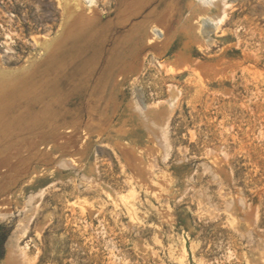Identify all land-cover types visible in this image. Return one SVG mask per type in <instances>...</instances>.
Segmentation results:
<instances>
[{
	"label": "rangeland",
	"instance_id": "374dc122",
	"mask_svg": "<svg viewBox=\"0 0 264 264\" xmlns=\"http://www.w3.org/2000/svg\"><path fill=\"white\" fill-rule=\"evenodd\" d=\"M189 1L95 0L70 55L30 81L42 102L74 113L61 118L70 138L33 165L51 183L26 215L0 220V260L20 216L32 264H251L264 252V0H220L212 20ZM63 4L0 0V64L16 81L44 60L34 38L60 30ZM153 23L167 40L143 48ZM19 123L0 130V156L35 136ZM87 133L103 143L84 150ZM126 142L145 149L149 174L125 165Z\"/></svg>",
	"mask_w": 264,
	"mask_h": 264
},
{
	"label": "bare ground",
	"instance_id": "6f19581e",
	"mask_svg": "<svg viewBox=\"0 0 264 264\" xmlns=\"http://www.w3.org/2000/svg\"><path fill=\"white\" fill-rule=\"evenodd\" d=\"M58 1L59 3L64 2L62 7L65 18L63 19L62 27L52 38L47 36L34 38L35 44L38 46L40 55L44 57V60L39 63L32 61V68L27 70V77L19 79L20 81H16L17 79L10 76L5 70H2L0 64V130L10 128L16 122H20L18 126L20 133L22 131H30L35 134L29 145L24 144L23 147H18L0 156V220L12 215L14 211L17 214H22L21 212L24 209L26 210L27 202L34 197V192L39 188V191L42 190L44 185L46 186V184L51 183L49 179L35 180V174L32 171L33 165L38 160L57 156L60 149L65 146L67 140L70 138L69 129L63 126V120L66 117L65 115L70 118L74 113L69 110H61L59 107L55 108L52 105V99H49L45 103L42 102L41 98L33 93L30 81L37 74H47L52 65L60 63L65 57L70 55L72 41L76 39L82 24H89L87 21L92 18L93 11L95 10L93 6L95 0ZM187 4L189 8H194L199 16L202 15L205 20H208V18L212 20L213 16L211 13L221 8L220 0H191ZM223 15H219L216 19L220 20ZM167 23L165 19H163V22L161 21L162 25H166ZM160 26L153 23L144 29L142 33L143 48L151 45L156 38H160L163 42L167 40L168 34L165 28ZM129 61L130 63L135 62L132 56L129 58ZM115 85V83H112V90L115 88ZM38 105H40L39 109L41 111L39 110L38 112H32L28 116H23L27 115V112L34 111L33 109ZM154 114L156 115V113ZM47 134L53 136V140H43V135ZM10 135H7L5 140L10 139ZM91 136L87 133L85 136L80 137L81 148L94 143H103L100 133L95 136L94 140ZM135 142L139 141L136 140ZM84 150L86 149L84 148ZM118 150L120 154H123V160L127 167L137 170L142 176L149 174L148 159L144 155L145 149H139L137 145L126 142L121 143ZM125 182L127 187L132 190L133 182L131 179L127 178ZM146 183L147 180H141L139 185L146 187ZM28 190L31 192L29 196L26 194ZM130 194V192L126 193L122 198V200L125 199L127 212H131L130 205L132 204L127 202ZM109 195L112 197L113 202L118 204L117 198L113 197L111 193ZM27 220L23 216L18 218L15 228L18 231L17 235L19 237L17 236V239L8 245L5 257L0 260V264H32L34 257L28 251L31 238L28 237L22 244L19 243L20 238L25 237L29 230V226L25 222ZM40 230H42L40 227L36 228L34 234L39 235ZM246 238L250 240L251 236L248 234ZM181 254L184 255V250L181 251ZM253 257L254 259L251 264H264V252L257 250Z\"/></svg>",
	"mask_w": 264,
	"mask_h": 264
},
{
	"label": "trees",
	"instance_id": "16d2710c",
	"mask_svg": "<svg viewBox=\"0 0 264 264\" xmlns=\"http://www.w3.org/2000/svg\"><path fill=\"white\" fill-rule=\"evenodd\" d=\"M3 256V237H0V258Z\"/></svg>",
	"mask_w": 264,
	"mask_h": 264
}]
</instances>
